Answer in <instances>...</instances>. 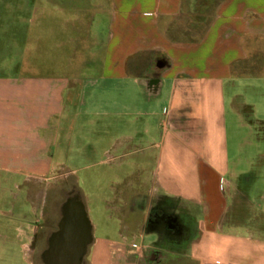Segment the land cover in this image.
<instances>
[{
    "label": "crops",
    "instance_id": "crops-1",
    "mask_svg": "<svg viewBox=\"0 0 264 264\" xmlns=\"http://www.w3.org/2000/svg\"><path fill=\"white\" fill-rule=\"evenodd\" d=\"M87 1L82 10L59 9L67 17L54 41L58 74L8 76L0 86V264H41L33 238L43 219L32 218L39 210L28 202L32 214L21 219L16 191L25 199L31 179L45 178L59 163L64 100L76 92L100 103L105 115L113 107L128 116L124 125L135 135L124 136L125 147L145 140L154 157L151 191L131 188L107 201L119 213L120 239H92L89 264H264V216L241 218L243 173L230 166L251 142L232 140L231 160L227 143V125H264L251 120L253 104L239 102L234 90L245 75L236 67L264 35V0H115L98 10ZM74 33L83 35L78 58L63 54L77 48L66 42ZM144 195L158 220L179 212L185 224L198 213V234L175 237L159 221L135 230L137 198ZM230 208L229 230H217ZM178 243L185 247L169 246Z\"/></svg>",
    "mask_w": 264,
    "mask_h": 264
},
{
    "label": "rangeland",
    "instance_id": "rangeland-1",
    "mask_svg": "<svg viewBox=\"0 0 264 264\" xmlns=\"http://www.w3.org/2000/svg\"><path fill=\"white\" fill-rule=\"evenodd\" d=\"M107 1H110L112 7L114 6L115 0H91L92 8L98 10L104 3L107 5ZM87 6L86 0H0V86L5 84L3 81H6L8 76L37 73L44 75L51 70L58 74L59 71L56 69L59 67L54 66L56 51L54 41L63 18L67 17L65 12L61 13L59 9L82 10ZM82 36L79 33L69 34L66 42L76 45L77 48L65 49L63 54L74 58L82 55V51L78 48ZM65 68L72 67L65 66ZM243 71L244 77L241 81H236L234 88L239 94V102L253 104L252 112H250L251 120H264V35L254 38L246 61L235 69L237 73ZM83 97L77 92L68 98L65 97L58 140L60 148L56 156L59 163L49 165L45 178L31 179V186L26 191L25 199L19 197L22 192L17 190L16 202L22 203L24 207L25 217L22 215L21 219L28 216L27 212L32 214L29 212L28 202L31 203L33 211H40L36 212L38 215L32 214V218L47 220L48 225H53L58 218L60 203L70 191L76 190L92 224L93 239H101L104 243L107 240H119V234L122 231L118 219L119 213L113 211L107 201L119 198L116 195L120 191H130L131 188L143 194H147L148 189L151 191L150 178L154 157L151 149L146 147L145 140L141 142L136 139L134 144L125 147L124 136L135 135L131 130L132 125H124L129 121L128 116L119 115L117 111L112 110L113 107L111 112L105 115L101 112L103 109L99 107L100 103L91 99L92 102L95 101L91 104L88 102L89 98ZM234 126V129H231V125H227L229 160L232 155V140L236 142V140L247 138L251 142L242 150L239 149L238 165L230 163L234 169L240 170V174L243 173L238 180L244 192L239 196L241 201L237 204L241 208L239 213L241 218H248L250 222L256 219L262 220L264 216V125L256 123L249 125L248 128ZM158 134L160 135V129ZM139 148H142V154ZM248 177H251L249 183H247ZM245 190L249 191L245 192ZM223 193L226 195L229 207L233 200L227 195L226 188ZM148 198L150 197L146 195L143 196V200L140 197L137 198L139 225L134 226L135 230L143 227L144 230L149 231L154 226L152 223L154 212L148 206ZM231 208L223 214L221 227L217 230H229L227 226ZM11 214L15 218H20L17 212L14 214L11 212ZM181 215L175 212L170 217H165L167 224L164 225L163 230H166L168 225L173 231L172 235L177 237L186 234V239L198 234V213H190V218L185 222L187 228L184 226ZM151 234L146 235V243L152 238ZM169 246L180 250L185 247L184 243ZM163 247L169 248L166 245ZM29 248V245L25 247L26 253ZM89 257L88 253L85 259L89 260Z\"/></svg>",
    "mask_w": 264,
    "mask_h": 264
},
{
    "label": "water",
    "instance_id": "water-1",
    "mask_svg": "<svg viewBox=\"0 0 264 264\" xmlns=\"http://www.w3.org/2000/svg\"><path fill=\"white\" fill-rule=\"evenodd\" d=\"M60 213L58 228L49 237L41 260L44 264H80L93 239L85 205L71 196L62 203Z\"/></svg>",
    "mask_w": 264,
    "mask_h": 264
},
{
    "label": "flooded vegetation",
    "instance_id": "flooded-vegetation-1",
    "mask_svg": "<svg viewBox=\"0 0 264 264\" xmlns=\"http://www.w3.org/2000/svg\"><path fill=\"white\" fill-rule=\"evenodd\" d=\"M71 196H77L81 201L82 199L79 196L78 191L74 190V191H70L66 197L64 198V200L60 203L59 208H58V218L55 221V223L53 225H48L47 224V220H42L41 224L39 225V229L36 231V233L34 234V238H33V243H34V247L38 246L40 249L39 255L38 256V260L40 261L41 264H44L41 260V254L44 252V250L48 247V239L51 236V234L53 232H55L58 228V222L60 220L61 217V213H60V208L62 203L69 197ZM83 202V201H82ZM163 216V215H162ZM158 220L157 216L155 215V213L153 214L152 218V223L153 224H157L158 221L159 223H165V217L163 216ZM92 243V242H91ZM91 244L88 245L87 247V251L86 253L83 255L80 264H89L88 260L85 259L86 255L89 252Z\"/></svg>",
    "mask_w": 264,
    "mask_h": 264
}]
</instances>
